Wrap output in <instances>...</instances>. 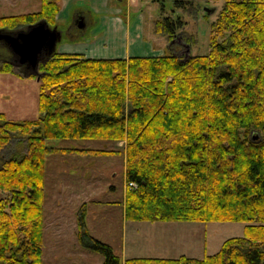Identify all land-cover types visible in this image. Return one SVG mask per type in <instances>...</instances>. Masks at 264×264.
Returning a JSON list of instances; mask_svg holds the SVG:
<instances>
[{
	"label": "trees",
	"instance_id": "trees-1",
	"mask_svg": "<svg viewBox=\"0 0 264 264\" xmlns=\"http://www.w3.org/2000/svg\"><path fill=\"white\" fill-rule=\"evenodd\" d=\"M194 2L172 0V15L155 21L156 32L183 39L186 22L177 10ZM59 11L58 0H41L39 11L0 16V28L40 19L53 26ZM209 39L206 54L56 51L40 63L38 117L17 122L0 112V151L13 139L24 146L8 158L0 154V264H44L49 154L118 152L55 147L56 139L126 142L128 220L246 223L244 235L203 258L123 261L90 234L83 208L78 240L104 256L101 264H264V0H224ZM12 68L4 61L0 70Z\"/></svg>",
	"mask_w": 264,
	"mask_h": 264
},
{
	"label": "rangeland",
	"instance_id": "rangeland-1",
	"mask_svg": "<svg viewBox=\"0 0 264 264\" xmlns=\"http://www.w3.org/2000/svg\"><path fill=\"white\" fill-rule=\"evenodd\" d=\"M59 3L60 8L61 4L63 5L60 10L59 23L62 30H66L72 24L77 9L87 10L89 16L85 28L77 30L72 26L70 33L64 32L58 47L66 44L69 39L77 37L81 39V43L84 44L83 47L90 46L92 43L100 46L109 37L113 38L115 42H122L125 36L115 29L111 18L119 17L126 20V16H129L133 25L137 19L144 20V40L150 43L147 47L141 48L143 56H161L165 53H176L183 56L209 52L211 23L216 20L224 0H195L193 5L188 6L187 9H178L177 12L186 22V25L182 29L183 39L179 37L177 40H170L167 35L155 30L157 19L165 15H172V0L165 1V10L162 9L161 0H78V2L76 0H60ZM75 3L80 6L77 8ZM40 8L41 0H0V16L36 12ZM207 8H215V10L208 13ZM23 27L25 26H20V28ZM4 29L8 30L9 28L5 27ZM94 37H96L95 40ZM116 44L111 46L110 51L116 50ZM4 61L13 65V71L4 72L0 70V112L4 113L9 120L17 122L36 119L39 115L40 82L38 80L40 79L31 69L26 70L23 66L14 64L12 54L0 40V67ZM112 143V141L105 139H56L50 142L55 147L91 149H111ZM18 149H24V146L13 139L8 146L0 151L1 157L8 158ZM120 161V156L112 155L75 153L51 155L47 163V180L49 179L47 183L48 185L49 182L51 183V189L56 188L58 180L56 181L51 171L56 174L63 171L65 176L61 175L62 180L65 184H73L78 194L81 193L80 191L87 190L92 184H99V189L94 185V190H96L91 192L88 198H70L71 201H67L66 208L70 215L72 212L80 215L84 201L87 200L88 205L85 202L87 208L86 224H88L90 234L110 244L114 251L123 257V245L125 243L128 244V247L133 245V239H127L129 236L126 238V228L128 227V234H130L131 228L139 226V222L128 223L127 227L124 225L121 203L124 173ZM71 193V191L68 192V194ZM51 205L50 198L48 201L49 208ZM174 223L177 224L173 225V229L177 232L176 240L178 241L173 246L171 243L170 246L172 247L157 250L161 253L159 255H162L158 257H179L185 254L189 257L203 258L206 254L217 252L226 239L244 235L246 225L245 222L232 221H183ZM71 228L67 226L65 232L71 234V241L64 240L63 243L56 244L52 240L53 228L51 225L48 227L44 243V264H51L56 256L62 259L67 254L74 256L71 255V259L68 261L64 260L63 263L65 264H101L104 261L102 254L84 248L75 238L73 244ZM67 240H70V237ZM146 245L152 247L151 243ZM79 251L85 253L79 254ZM148 252L149 250L146 249L145 255L156 253L152 252V249L150 254H147Z\"/></svg>",
	"mask_w": 264,
	"mask_h": 264
},
{
	"label": "crops",
	"instance_id": "crops-1",
	"mask_svg": "<svg viewBox=\"0 0 264 264\" xmlns=\"http://www.w3.org/2000/svg\"><path fill=\"white\" fill-rule=\"evenodd\" d=\"M60 2V0H58ZM78 2V0H76ZM60 4V3H59ZM76 4V3H75ZM77 5V8L80 6ZM61 8H63V5L61 4ZM60 8V10H61ZM75 18H81L85 17L86 20L88 19V11H82L80 9H77L75 11ZM126 20H123L119 17L111 18L113 22V26L115 29L123 36H125L122 39V42H115L113 38H110L107 41H103L104 43L100 46L93 45L92 43L90 46H84V44L81 43V39L79 37L77 38H71L66 42L61 47H57V51L59 53L63 54H77V55H84L87 57H95V58H114V57H121V58H128L131 56H143L142 49L144 47H147L148 41L144 40L145 37V32H144V20L143 19H137V22L133 25L132 20L130 19L129 16H126ZM60 11L56 15V21L57 23L55 25H58L60 23ZM74 18V19H75ZM139 20V21H138ZM87 25V24H86ZM72 24L69 26L71 28ZM86 27V26H85ZM84 27V28H85ZM60 28V27H59ZM67 28L66 30H69ZM64 30V32H66ZM96 37H94V40ZM117 43V44H116ZM115 45L116 50L110 51L111 46ZM83 45V46H82ZM104 51V52H103ZM103 52L101 55L100 53ZM40 82V80H38ZM112 148L109 150H118L117 153L115 154H109L107 156H120L121 157V168L123 169L124 173V186H123V198H122V207H123V220L124 225L126 227L128 226V223H138L139 226H134L131 228L130 234H128V227L126 228V238L129 236L127 239H133V245H130L128 247V244L125 243L126 240L124 241L125 245H123L122 252H123V257L122 260H126L127 258L131 257H158L162 256L159 255V249H165L172 247L177 239V232L174 231L173 225H177L174 222H164V221H156V222H150V221H132L128 220L125 218V196H126V190L128 189V182L126 181V155H125V141H112ZM65 148V147H63ZM67 153H75V154H91V153H80V152H75V151H66V152H53L47 156L46 160V165H45V203H44V213H45V227H44V238L46 241V233L48 230V227L51 225L53 228V233H52V240L56 244H61L63 241H71V234L66 232L67 226L72 227L70 233H72V241L73 244L74 238L77 241L78 240V219L79 215L77 213H73L70 215L68 213V210L66 208L67 201L70 200V198H84V197H90V193L94 192V185L98 187L99 184H92L91 187L89 186L87 190L80 191L81 193H77V189L74 188L73 184H65L64 181L61 178V175L65 176V172H61L60 174H56L54 171H51L56 178L57 187L51 189V183L49 182L48 185V180H47V163H48V158L51 155L55 154H67ZM91 155H99V154H91ZM58 170V169H57ZM60 175V176H59ZM49 178V176H48ZM61 179V180H60ZM55 184V183H54ZM72 186V187H71ZM49 189V192H48ZM71 189V190H70ZM99 189V187L97 188ZM71 191V194H68L69 191ZM67 191V193H66ZM67 194V195H66ZM51 198L52 205L49 208L48 206V201ZM71 201V200H70ZM88 205V201L85 200L83 204V208H86V203ZM87 212V208H86ZM87 216V213H86ZM67 219V220H66ZM87 223V222H86ZM87 228H88V224ZM133 225V224H132ZM69 235V236H68ZM70 240H67L69 239ZM139 241V242H138ZM79 242V240L77 241ZM80 243V242H79ZM151 243L152 247H148L146 244ZM172 243V246L170 244ZM146 249L149 250L147 254H150V250L152 249V252L156 253H151L153 255H145ZM140 252V253H139ZM79 254L85 253V252H78ZM62 255V254H60ZM72 254L67 256H63L62 259L58 258L56 256V259H53L51 264H65L63 263L64 260L68 261L71 259ZM119 255V254H118ZM74 256V255H72Z\"/></svg>",
	"mask_w": 264,
	"mask_h": 264
},
{
	"label": "water",
	"instance_id": "water-1",
	"mask_svg": "<svg viewBox=\"0 0 264 264\" xmlns=\"http://www.w3.org/2000/svg\"><path fill=\"white\" fill-rule=\"evenodd\" d=\"M215 8H207L211 13ZM86 25L81 21L79 27ZM64 30L58 25L51 26L45 19L30 23L23 28L0 29V40L13 56L14 64L31 69L40 76V63L48 61L57 51L58 43L62 40Z\"/></svg>",
	"mask_w": 264,
	"mask_h": 264
},
{
	"label": "flooded vegetation",
	"instance_id": "flooded-vegetation-1",
	"mask_svg": "<svg viewBox=\"0 0 264 264\" xmlns=\"http://www.w3.org/2000/svg\"><path fill=\"white\" fill-rule=\"evenodd\" d=\"M81 21H83V23L86 25L87 24V20H86V18L85 17H81V18H75L74 20H73V22H72V26L74 27V28H76L77 30H81V29H83V28H80L79 27V23L81 22ZM72 26H71V28H72ZM71 28H69V30H66V33H70L71 32Z\"/></svg>",
	"mask_w": 264,
	"mask_h": 264
},
{
	"label": "built area",
	"instance_id": "built-area-1",
	"mask_svg": "<svg viewBox=\"0 0 264 264\" xmlns=\"http://www.w3.org/2000/svg\"><path fill=\"white\" fill-rule=\"evenodd\" d=\"M129 187L133 186V183L132 182H129L128 183Z\"/></svg>",
	"mask_w": 264,
	"mask_h": 264
}]
</instances>
